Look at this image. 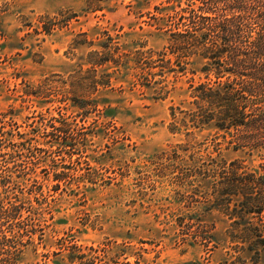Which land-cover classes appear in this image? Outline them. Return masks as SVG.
Instances as JSON below:
<instances>
[{
	"label": "rangeland",
	"instance_id": "1",
	"mask_svg": "<svg viewBox=\"0 0 264 264\" xmlns=\"http://www.w3.org/2000/svg\"><path fill=\"white\" fill-rule=\"evenodd\" d=\"M169 5L0 0V198L37 230L18 264H264L235 248L228 186L233 160L264 159L183 124L205 60L180 70Z\"/></svg>",
	"mask_w": 264,
	"mask_h": 264
},
{
	"label": "trees",
	"instance_id": "2",
	"mask_svg": "<svg viewBox=\"0 0 264 264\" xmlns=\"http://www.w3.org/2000/svg\"><path fill=\"white\" fill-rule=\"evenodd\" d=\"M173 1L180 11L174 5L156 6L160 12L174 11L156 17L158 28H164L162 21L169 27L171 51L179 63L184 58L180 70L186 71L192 57L198 56L205 60L201 71L207 78L191 84L193 106L185 111L183 124L223 131L219 135L228 139L234 150L264 159V0H186L183 7L181 1L169 0ZM107 59L100 58L97 64ZM177 124L173 123V131L179 129ZM243 161H232L228 182L232 201L233 196H244L232 210L233 218L235 213L241 218L234 221L232 239H241L235 248L252 252V261L258 263L264 254V160L255 168ZM195 170L200 174L203 167ZM10 179L0 180L2 196L9 190ZM4 203L0 198V264H18L26 246L24 237L33 239L37 230L19 225L13 229L12 224L23 217L21 206ZM251 214L258 220L249 217ZM243 260L238 256L232 264Z\"/></svg>",
	"mask_w": 264,
	"mask_h": 264
}]
</instances>
